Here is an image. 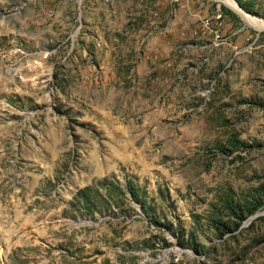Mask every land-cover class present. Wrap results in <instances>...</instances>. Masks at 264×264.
<instances>
[{"label":"rangeland","instance_id":"rangeland-1","mask_svg":"<svg viewBox=\"0 0 264 264\" xmlns=\"http://www.w3.org/2000/svg\"><path fill=\"white\" fill-rule=\"evenodd\" d=\"M0 264H264V29L225 0H0Z\"/></svg>","mask_w":264,"mask_h":264},{"label":"bare ground","instance_id":"bare-ground-1","mask_svg":"<svg viewBox=\"0 0 264 264\" xmlns=\"http://www.w3.org/2000/svg\"><path fill=\"white\" fill-rule=\"evenodd\" d=\"M229 5H231L234 9H236L244 18V20L251 26L257 29H264V20L255 17L243 9H241L240 5L237 4L235 0H225Z\"/></svg>","mask_w":264,"mask_h":264},{"label":"built area","instance_id":"built-area-1","mask_svg":"<svg viewBox=\"0 0 264 264\" xmlns=\"http://www.w3.org/2000/svg\"><path fill=\"white\" fill-rule=\"evenodd\" d=\"M214 16H215V22H214L215 24L213 27L210 26V22H209L208 18H205L203 25L205 27L209 28L212 33H215L216 37H220L219 36L220 35L219 34V28H220L219 24H220V18L222 17V13L216 12Z\"/></svg>","mask_w":264,"mask_h":264},{"label":"water","instance_id":"water-1","mask_svg":"<svg viewBox=\"0 0 264 264\" xmlns=\"http://www.w3.org/2000/svg\"><path fill=\"white\" fill-rule=\"evenodd\" d=\"M237 4L239 5V3L237 2Z\"/></svg>","mask_w":264,"mask_h":264}]
</instances>
